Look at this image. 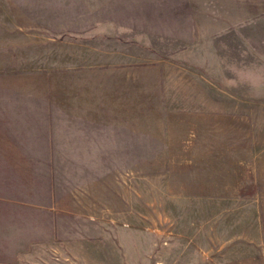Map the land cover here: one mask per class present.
<instances>
[{
	"label": "rangeland",
	"instance_id": "1",
	"mask_svg": "<svg viewBox=\"0 0 264 264\" xmlns=\"http://www.w3.org/2000/svg\"><path fill=\"white\" fill-rule=\"evenodd\" d=\"M3 86L20 264H264V0H0Z\"/></svg>",
	"mask_w": 264,
	"mask_h": 264
},
{
	"label": "crops",
	"instance_id": "2",
	"mask_svg": "<svg viewBox=\"0 0 264 264\" xmlns=\"http://www.w3.org/2000/svg\"><path fill=\"white\" fill-rule=\"evenodd\" d=\"M7 89L6 86L0 87V94L5 96L4 99L0 98V264L11 261L20 264L23 256L28 261L30 246L27 193L29 150L27 130L22 127L23 119H28V103L6 99V96L12 95ZM14 182L19 188L16 195L12 189Z\"/></svg>",
	"mask_w": 264,
	"mask_h": 264
}]
</instances>
